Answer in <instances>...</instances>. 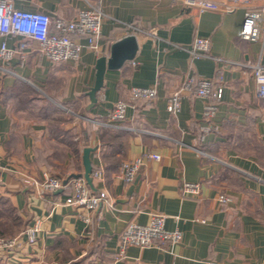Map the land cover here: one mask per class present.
I'll use <instances>...</instances> for the list:
<instances>
[{"label":"crops","instance_id":"crops-1","mask_svg":"<svg viewBox=\"0 0 264 264\" xmlns=\"http://www.w3.org/2000/svg\"><path fill=\"white\" fill-rule=\"evenodd\" d=\"M11 1L53 20L99 4L104 19L98 51L82 38L78 61L54 62L37 42L22 49V37L0 35V44L16 51L11 61L0 60V194L26 228L41 222L37 242L28 243L25 228L11 249L0 250V264H264V99L253 76L254 67H264V15L260 39L249 41L244 9L202 13L175 0ZM128 32L138 40L135 59L106 72L88 110L98 59ZM198 37L210 41L206 56L191 52ZM192 75L223 86L214 131H203L206 101L191 92L179 113L167 110ZM135 87L155 88L157 98L134 102ZM120 100L129 104L126 118L111 122ZM86 147L96 149L92 165L103 171L93 191L109 200L97 212L67 203L70 182L60 194L26 184L83 175ZM137 159L143 165L135 181L124 182L122 165ZM186 182L200 183L201 195H183ZM221 193L231 201L222 204ZM156 214L180 241L130 247L118 257L127 224L147 225Z\"/></svg>","mask_w":264,"mask_h":264},{"label":"built area","instance_id":"built-area-1","mask_svg":"<svg viewBox=\"0 0 264 264\" xmlns=\"http://www.w3.org/2000/svg\"><path fill=\"white\" fill-rule=\"evenodd\" d=\"M183 4L186 8L197 9L200 12L224 11L227 13L238 9L245 10V19L242 29V36L245 40L258 41L262 35V21L264 15V0H175ZM104 12L99 4H90L87 9L78 12L74 19L52 17L43 12H30L16 9L11 0H0V35L2 37L20 36L26 42L22 43V49L28 47L30 41H35L40 46V51L47 58L54 62L78 61L81 57L85 45L80 43V39L87 41L86 46L94 51H98V43L102 36V23ZM128 30L135 32L136 25H127ZM128 34H131L128 32ZM210 49V41L205 38H196L191 50L195 57L206 56ZM16 51L10 49L4 40L0 44V60L9 62L15 56ZM256 83V95L264 99V67L256 66L253 70ZM185 92H191L196 97L206 101L204 107V121L206 126L204 132L214 131V121L217 115V103L223 98V86L214 83L211 79H200L195 75L190 76L183 91L173 93L169 100L167 110L176 115L181 110L182 98ZM157 98L155 88L131 89V99L134 102H152ZM129 104L123 100L115 104L110 114L111 122L123 121L126 118V111ZM149 158L160 161L161 156L151 153ZM143 165L141 159L125 162L118 175L126 183L135 181L138 172ZM92 179L94 182L103 180L101 168H93ZM66 179L45 175L43 181L28 180L26 182L32 188H36L40 193H56L63 189ZM73 195L67 199V203L76 208H84L91 213L97 212L100 207L109 202L107 194L101 192L96 194L88 185L84 177L70 180ZM200 183H184L182 193L185 196L201 195ZM219 201L227 204L231 198L221 193ZM90 219H88V222ZM166 216L156 214L151 217L149 224L141 225L136 222L127 224L125 230L119 238L118 257L125 256L130 247L161 248L166 243L176 244L181 239L179 231H168L165 228ZM41 222L37 221L34 225L25 230L27 241L34 245L37 242V235L40 231ZM15 241L0 239V248L11 249Z\"/></svg>","mask_w":264,"mask_h":264},{"label":"water","instance_id":"water-1","mask_svg":"<svg viewBox=\"0 0 264 264\" xmlns=\"http://www.w3.org/2000/svg\"><path fill=\"white\" fill-rule=\"evenodd\" d=\"M139 49V44L137 37L133 34H129L123 39L115 42L111 46L110 55L108 57L104 56L98 59L96 64V82L94 87L88 93L90 98V104L88 110L93 109L98 103V93L104 87L105 74L107 71H116L121 69L127 62L133 61ZM96 151V149L91 147H86L83 150V167L84 174L71 175L64 181V186H66L71 179H76L79 177H84L88 185L94 189L92 172L93 165L91 160V153ZM62 189L58 190L56 193L60 194Z\"/></svg>","mask_w":264,"mask_h":264},{"label":"rangeland","instance_id":"rangeland-1","mask_svg":"<svg viewBox=\"0 0 264 264\" xmlns=\"http://www.w3.org/2000/svg\"><path fill=\"white\" fill-rule=\"evenodd\" d=\"M4 197L0 194V239L6 241H16L15 239L25 230V225L18 218L17 214L10 212V205L2 204ZM3 214V215H1ZM6 251L7 248H0Z\"/></svg>","mask_w":264,"mask_h":264},{"label":"trees","instance_id":"trees-1","mask_svg":"<svg viewBox=\"0 0 264 264\" xmlns=\"http://www.w3.org/2000/svg\"><path fill=\"white\" fill-rule=\"evenodd\" d=\"M2 204H5L6 205V201L3 199L2 200ZM10 212H11V216L13 215L12 213H14L15 212V210L12 208V206H10ZM15 214V213H14ZM1 215H3V214H1Z\"/></svg>","mask_w":264,"mask_h":264}]
</instances>
